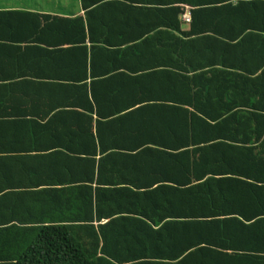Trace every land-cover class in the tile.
Here are the masks:
<instances>
[{
	"label": "trees",
	"instance_id": "16d2710c",
	"mask_svg": "<svg viewBox=\"0 0 264 264\" xmlns=\"http://www.w3.org/2000/svg\"><path fill=\"white\" fill-rule=\"evenodd\" d=\"M81 2L83 7L87 6L85 0ZM176 4L191 7L189 31L181 33L185 39L177 37L175 50L164 48L162 52H171L179 62L188 63L191 59L220 63L221 54L223 58H239V72L251 77L241 76L240 90H248L254 94L250 97L257 99L254 105L247 106L251 111L230 109L220 114L215 106L220 96L209 91L216 81L220 90L219 78L203 82L198 77L183 75L170 80L166 90H186L192 94L190 101L154 97L159 102L151 104L155 103L152 98L145 97L144 119L139 120L143 127L133 130L143 139L132 147L114 145L110 150L99 149L100 158L89 162L92 180L93 169L97 168L95 188L89 184L61 191L59 198L45 194L47 207L42 212L46 215L42 214L36 220L41 222L34 225L19 222H27L39 212L33 209L34 199L27 203L25 194L16 199L0 196L10 200L0 212V264H189V258L197 252L220 257V245L230 246L239 241L264 244V107L259 106L260 101L264 104V0H177ZM171 10L175 12V27L180 34L178 15L183 8ZM59 24L78 30L81 44L76 47L89 64L94 56L116 59L127 54L145 57L152 55L150 52H160L87 48L86 40L94 43L87 16L68 19L26 11H0L3 40H16L13 35H19V30L26 26L42 30V26ZM164 26L172 24L166 21ZM232 27L238 28V33L224 31ZM202 39L216 44L199 43ZM105 42L102 44L106 45ZM252 59L263 61L249 71L244 65ZM199 82L203 83L196 87ZM200 89L205 91L204 95L199 96ZM162 99L166 100L165 105L160 102ZM168 109L175 110L170 116V123H174L173 118L178 122L175 125L168 123ZM165 113L160 135L155 119ZM121 115L123 118L112 123L117 135L131 121L130 114ZM250 121L254 128L250 137L255 138L250 146L220 140L231 139L220 138V128ZM234 130L249 136L246 129ZM231 152L237 153L239 168L232 172L235 176L222 178L220 156ZM231 182L239 186L238 191L228 190L226 184ZM61 196L66 200H61ZM56 200V207L51 206ZM233 201L241 207H227ZM46 218L51 223H43ZM10 220L18 225H9ZM102 220L106 223L101 224Z\"/></svg>",
	"mask_w": 264,
	"mask_h": 264
},
{
	"label": "crops",
	"instance_id": "0c3cea01",
	"mask_svg": "<svg viewBox=\"0 0 264 264\" xmlns=\"http://www.w3.org/2000/svg\"><path fill=\"white\" fill-rule=\"evenodd\" d=\"M85 2L86 7L81 0H7L3 5L0 3V11H26L68 19H84L87 16L89 34L94 42L90 44L86 40L87 48L149 52L150 49H158L160 52H150L152 55L145 57L127 54L116 59L94 56L89 64L87 58L84 62V54L76 47L81 44L78 30L65 24L42 26V30L26 26L19 30V35H13L16 40L0 37V196L16 199L19 194H25L27 203L29 199L35 200L33 209L39 212L27 222L19 220L24 224L41 222L36 220L41 219L39 217L43 216L42 211L47 207L45 194L59 198L61 191L77 190L89 184L95 188L97 168L93 169L92 180L89 162L100 158L98 151L101 147L110 150L114 145L132 147L140 143L143 136L133 133V130L143 127L139 120L144 119L145 97L152 98L151 102L155 103L151 104L159 102L154 97L190 101L192 94L186 90L169 87L166 90L170 80L183 75L198 77L203 82L219 78L220 90H217L215 80L209 91L218 92L216 95L220 96V101L218 98L215 104L220 114L230 109L232 112H249L251 109L247 106L257 102L256 98L250 97L254 96L253 93L240 90L241 76L251 77L248 73L239 72L236 67L241 65L239 58H223L221 54L220 63L218 60L200 59H191L188 63L179 62L175 55H170L171 52H162L164 48L175 50L177 37L183 38L181 33L189 31L190 21L182 20L185 14L190 18L191 7L188 5H177V0ZM170 6L171 9L183 8L178 15L180 34L175 27V12ZM90 7L93 9L87 10ZM166 21L172 26L165 27ZM238 30L232 27L224 31L235 34ZM98 40L100 42L95 43ZM104 42L106 45L102 44ZM203 42L216 44L207 39L199 41ZM262 61L252 59L244 66L250 71ZM214 70H219L220 74H211ZM149 73L154 76H148ZM203 82L197 83L196 87ZM117 91L118 96L114 97ZM198 91L199 96L205 94L203 89ZM163 101L166 100L160 102L165 105ZM259 106L264 107V104L260 101ZM125 113L126 116L131 115V121L125 123L117 135L112 123L123 118L121 114ZM174 114L175 110L168 109L170 126L178 123L175 118L174 123H170V116ZM165 117L166 113L155 119L160 135L163 133L161 122ZM236 128L246 129L249 136H241L234 130ZM252 129L251 121L225 126L220 128V138L228 136L231 139L220 140L237 146H250L255 142V138L250 137ZM160 138L164 140L162 136ZM236 155L231 152L226 157L220 156V177L235 176L232 172L239 168ZM226 185L228 190L238 191L236 184L231 182ZM2 198L0 212L10 201ZM60 199L66 200L64 196ZM57 202L54 201L51 206L56 207ZM227 207L238 208L241 204L233 201ZM12 220L9 225H18ZM42 222L51 223L47 218ZM104 223L106 220L101 221V224ZM11 234L13 232L8 235ZM189 264H264V244L239 241L230 246L220 245V257L197 252L191 255Z\"/></svg>",
	"mask_w": 264,
	"mask_h": 264
},
{
	"label": "built area",
	"instance_id": "2783aa9c",
	"mask_svg": "<svg viewBox=\"0 0 264 264\" xmlns=\"http://www.w3.org/2000/svg\"><path fill=\"white\" fill-rule=\"evenodd\" d=\"M182 20L184 21V22H189L190 21V18L188 17V15H183L182 16Z\"/></svg>",
	"mask_w": 264,
	"mask_h": 264
},
{
	"label": "rangeland",
	"instance_id": "374dc122",
	"mask_svg": "<svg viewBox=\"0 0 264 264\" xmlns=\"http://www.w3.org/2000/svg\"><path fill=\"white\" fill-rule=\"evenodd\" d=\"M7 2V0H0V3L3 5Z\"/></svg>",
	"mask_w": 264,
	"mask_h": 264
}]
</instances>
